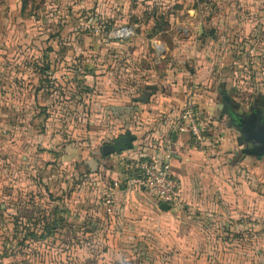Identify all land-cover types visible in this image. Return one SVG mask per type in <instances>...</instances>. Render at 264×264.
I'll return each instance as SVG.
<instances>
[{"label":"rangeland","instance_id":"1","mask_svg":"<svg viewBox=\"0 0 264 264\" xmlns=\"http://www.w3.org/2000/svg\"><path fill=\"white\" fill-rule=\"evenodd\" d=\"M144 1L147 0H101L99 4L97 0H35L21 11L23 20H17L7 6L9 17L4 27L8 33L0 36V123L6 127L3 129L0 124V144L9 145L16 139L20 142L17 130L34 132L41 138L37 144L39 152H44L42 145L48 143L49 154L45 158L50 161L40 158L31 167L22 164L20 158L0 163V193L5 196L1 205L6 207V222L0 225V264H99L114 260L116 255L110 251V245L103 242L108 228L104 229L99 218L91 216L94 211L83 217L88 202H83L84 194L79 192L84 176L101 168V146L124 130L114 129V125H119L117 121L121 122V109L114 113L109 107L130 103L134 94L141 97L145 89L139 85L144 82L155 83L163 76L174 79L180 73L187 80L196 64L190 50L192 43L200 44L201 49L208 46L195 24L172 20L168 15L178 6L176 10L187 16L191 0H152L149 4ZM158 17L163 20H157ZM165 17L169 20L164 21ZM122 24H130L135 31L125 41L109 35L112 28ZM176 25H180V32L175 31ZM155 28L164 32L151 35ZM257 38L258 42L246 50L242 47L224 53L226 59L220 65L232 63L238 68L234 69L237 74L230 72L236 82L231 95L239 105L237 109L248 113L256 105L264 116V101L253 100L251 87L259 73L264 79V37ZM156 44L164 46V51L156 53ZM184 44L187 46L183 51L180 47ZM202 55L207 59V49ZM241 79L243 82H239ZM249 86L251 96L247 94ZM190 90L194 97L202 93L197 86ZM214 117L215 113L210 116L204 110L202 123L214 122ZM124 119L132 118L126 114ZM225 119L229 120L227 116ZM233 128L238 134L234 138L243 144L239 130ZM216 130L217 136L222 135ZM6 147V152L0 150V157L16 156L13 147ZM128 153L120 154L125 157ZM118 155H108L113 159L106 160L113 165L112 169L123 167L118 161L128 162L125 170L135 176L136 164L130 165V161L120 160ZM25 179L27 182H19ZM66 179H70V185L66 186ZM123 183L119 178L118 184ZM83 186L90 188L91 184ZM66 188L75 190L73 201H66L69 194L64 196L61 192ZM49 194L50 198L54 194L53 206L48 201ZM149 202H154V198ZM54 205L58 209L54 217L59 222L55 231L50 232L45 229V217L49 214L47 219L51 220ZM89 206L95 209V203ZM20 207L32 213L26 214V210L24 217H20ZM42 216L45 221L41 223ZM71 221L74 223L69 225ZM24 222L27 226H23ZM117 230L121 232L120 227ZM144 247L142 243L134 247L142 260L147 256L142 254Z\"/></svg>","mask_w":264,"mask_h":264},{"label":"crops","instance_id":"2","mask_svg":"<svg viewBox=\"0 0 264 264\" xmlns=\"http://www.w3.org/2000/svg\"><path fill=\"white\" fill-rule=\"evenodd\" d=\"M33 1L0 0V36L8 33L4 27L9 17L7 6L17 20H23L21 11ZM116 1L120 3L122 0ZM151 1L144 2L149 4ZM174 2L178 3L179 0ZM97 3L100 4L101 0H97ZM177 8L168 14L169 17L195 24L198 35L206 37L208 41L204 49L200 48V44L192 43L190 50L196 64L194 69H190L187 80L182 78V73L174 79L169 76L157 78V82L150 84L155 85V89L150 90L147 101L142 100L143 95L138 98L134 94L130 103L109 107L114 113L121 109L122 115L121 122L117 121L119 125H114V129L124 130L114 138L126 131L135 135L132 148L124 150L129 155L123 157L121 152L116 153L120 154L119 159L130 161V165L135 163L137 167L140 159L167 157L178 183L176 202L168 210L161 209L159 201L148 191L127 186L126 180L136 176L125 170L128 162L123 164L118 161L123 167L112 169L113 165L106 160L113 159L106 155L99 164V171L84 176L85 182L82 184H91V187L82 185L79 190L84 194L83 202H88L82 211L83 217L90 216L94 211L91 216L99 218L104 229L108 228L103 242L110 245V251L116 256L110 263L99 264H264V155L242 152L244 143L240 144L235 139L238 134L233 127L236 126L225 119L227 113L221 110L220 101L226 97L234 110H238L239 105L231 95L236 82L230 74H237L238 71L234 69L238 68L232 63L220 64L226 59L224 53L235 52L242 47L246 50L252 43L258 42L257 37H264V0H191L190 8L186 10L187 16L179 13ZM156 19L163 20V17ZM156 19H153V26ZM167 19L165 17L164 21ZM179 26H175L176 32H180ZM162 32L163 29L155 28L151 35ZM185 46L180 48L184 51ZM206 49L207 59H204L202 52ZM254 49L251 47L250 51L254 52ZM254 62H257L256 58ZM258 77H254L256 83L251 86L254 89L249 86L247 92L251 96V89L254 90L255 102L260 99L264 101V79L260 78V73ZM239 82H243V79ZM147 83L140 84L139 88L145 89ZM195 86L202 92L196 95L197 98L194 97L200 101L197 104L200 118L204 110H208L210 116L215 113L214 122L210 121L211 117L210 123H203L208 130V140L202 146L194 145L189 133L172 131L170 125L190 95L191 87ZM202 87L205 89L202 90ZM211 101L216 109L212 108ZM126 114L132 119L125 120ZM0 124L3 129L6 128ZM217 128L223 132L222 135L217 136ZM16 135L20 137V142L16 139L9 145L0 144V150L4 152L8 149L6 146L13 147L16 156L0 157V163L16 158H20L22 164L29 165L39 163L40 158L50 161L45 158L49 154L48 143L42 145L46 150L39 152L37 144L41 138L34 132L20 129ZM167 144L170 146L168 153L164 149ZM24 149H29V152H24ZM119 178H122L123 184H118ZM26 180L19 182L23 184ZM65 182L66 186L70 185V179ZM74 191L71 188L61 189L64 196L65 193L69 194L65 196L69 202L75 197ZM109 192L113 201L111 213L105 211L104 202L101 201ZM3 197L0 193V225L6 222V207L1 205ZM151 197L154 198L152 203L149 202ZM54 200V194L51 198L49 194L50 205L53 206ZM94 203L93 210L89 205ZM55 207L51 210V220L54 219ZM19 209L20 217H24L26 210V214L32 213L28 208ZM48 215L45 218L49 223ZM43 218L41 223L45 221ZM71 223L74 222L71 221L69 225ZM23 224L26 225L25 222ZM119 227L120 233L116 231ZM138 243L145 245L142 254L147 256L143 260V256L135 252L134 247Z\"/></svg>","mask_w":264,"mask_h":264},{"label":"built area","instance_id":"3","mask_svg":"<svg viewBox=\"0 0 264 264\" xmlns=\"http://www.w3.org/2000/svg\"><path fill=\"white\" fill-rule=\"evenodd\" d=\"M109 35L119 41H125L132 38L135 31L130 24H122L112 28ZM159 46L160 50H158ZM163 51L164 46L156 44V53ZM170 125L174 132L189 133L196 146H202L208 140V133H205L206 126L202 123L196 100L191 94L186 98L178 116L171 121ZM164 149L168 153L170 146L167 144ZM126 184L145 189L156 197L159 203H167L172 206L176 202L178 183L171 171L167 157L140 159L137 163L136 176L127 179ZM104 206L105 211L111 213L113 207L111 192L105 195Z\"/></svg>","mask_w":264,"mask_h":264},{"label":"water","instance_id":"4","mask_svg":"<svg viewBox=\"0 0 264 264\" xmlns=\"http://www.w3.org/2000/svg\"><path fill=\"white\" fill-rule=\"evenodd\" d=\"M155 89V85L147 84L145 85V92L143 94L142 100L147 101L148 95L150 90ZM223 99H226L223 98ZM239 121L236 122L237 126L240 127L243 123L240 119V115L238 114L237 117ZM255 119H253L254 121ZM251 125H253V122H251ZM135 140V135L132 134L130 131H126L125 133L119 135L118 137L114 138L109 143H104L101 146V154L106 156L111 153H120L126 149H130L133 146V142ZM246 141H252L255 143V147L248 148L243 147L242 152L250 155L260 156L264 155V123H260L258 126V129L256 131L249 130L247 137L245 138ZM160 208L163 210L170 209V205L167 203H160Z\"/></svg>","mask_w":264,"mask_h":264},{"label":"flooded vegetation","instance_id":"5","mask_svg":"<svg viewBox=\"0 0 264 264\" xmlns=\"http://www.w3.org/2000/svg\"><path fill=\"white\" fill-rule=\"evenodd\" d=\"M221 110L224 113H227V117L229 118L230 122L233 123L236 128L239 130L241 134V138L243 139L244 147L253 148L255 147V143L252 141H246L245 138L248 135L249 130L256 131L258 129L259 124L262 122L264 123V116L262 111L257 106H252L248 110V113H245V109L242 110H234V107L231 105V102L228 99H221ZM238 114L240 115V119L242 120V125L240 127L237 126L236 122ZM253 119H255L253 121ZM241 122V121H239ZM253 122V125H251Z\"/></svg>","mask_w":264,"mask_h":264},{"label":"trees","instance_id":"6","mask_svg":"<svg viewBox=\"0 0 264 264\" xmlns=\"http://www.w3.org/2000/svg\"><path fill=\"white\" fill-rule=\"evenodd\" d=\"M100 152H101V148H100ZM102 155V154H101ZM104 156V155H103ZM59 198H57V200H58ZM58 211V209L55 207V211L54 212H57ZM36 220V219H35ZM57 222H59V220L58 219H56L55 217H54V219H52L49 223H48V225L45 227V229H46V231H50V232H54L55 231V229L57 228ZM23 226H27V225H23ZM22 226V227H23ZM39 236H41L42 237V235H39Z\"/></svg>","mask_w":264,"mask_h":264},{"label":"bare ground","instance_id":"7","mask_svg":"<svg viewBox=\"0 0 264 264\" xmlns=\"http://www.w3.org/2000/svg\"><path fill=\"white\" fill-rule=\"evenodd\" d=\"M158 50H160V46L158 47Z\"/></svg>","mask_w":264,"mask_h":264}]
</instances>
